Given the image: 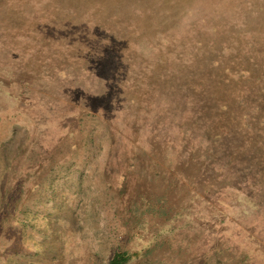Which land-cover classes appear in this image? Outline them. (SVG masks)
Masks as SVG:
<instances>
[{"label": "rangeland", "instance_id": "rangeland-1", "mask_svg": "<svg viewBox=\"0 0 264 264\" xmlns=\"http://www.w3.org/2000/svg\"><path fill=\"white\" fill-rule=\"evenodd\" d=\"M104 37L124 50L125 78L149 75L145 60L164 74L168 58L181 71L194 59L198 74L222 58L247 108L264 105V0H0V264H108L123 250L129 264H248L242 247L218 249L264 224L223 220L219 205L241 195L199 184L168 149L131 157L107 113L85 103ZM252 122L261 129L260 115ZM13 201L18 217L4 213Z\"/></svg>", "mask_w": 264, "mask_h": 264}, {"label": "trees", "instance_id": "trees-1", "mask_svg": "<svg viewBox=\"0 0 264 264\" xmlns=\"http://www.w3.org/2000/svg\"><path fill=\"white\" fill-rule=\"evenodd\" d=\"M102 42L103 52L88 62L96 64V71L92 72L96 78L90 85L83 84L88 93L84 102L92 110L103 109L107 113L108 122L122 135L124 149L131 157L147 155L160 147L168 149V157L175 165L196 167L199 184L215 178L225 183L223 190L229 188L241 195L234 197L229 206L219 205L223 220L247 226L264 222V105L247 108L246 95L232 90L233 70L227 62L213 57L206 64L209 71L196 74L189 73V67H196L194 59L184 64L188 66L185 70H176L175 61L182 60L176 56L168 58L172 67L161 74L156 62L145 60L149 75L139 67L125 78L126 73L122 74L119 66L124 59L120 51L124 50L118 49L110 37H104ZM83 44L87 52L97 45L90 41ZM245 70L238 74L240 78L250 72ZM59 74L72 73L59 68ZM153 76L169 83V87L160 88ZM259 115L261 129L252 122ZM4 213L18 217L17 202L10 203ZM258 226L261 228H256L257 232L249 231L243 246L222 238L219 251L236 252L242 247L241 261L257 263L258 256L264 254V224ZM134 257L129 250L118 251L108 264H129Z\"/></svg>", "mask_w": 264, "mask_h": 264}]
</instances>
